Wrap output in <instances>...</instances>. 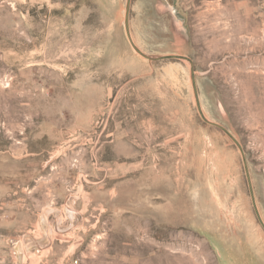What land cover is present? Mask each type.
Returning <instances> with one entry per match:
<instances>
[{"label":"rangeland","instance_id":"374dc122","mask_svg":"<svg viewBox=\"0 0 264 264\" xmlns=\"http://www.w3.org/2000/svg\"><path fill=\"white\" fill-rule=\"evenodd\" d=\"M126 1L0 0V264H264L237 147ZM129 28L192 61L264 223V0H131Z\"/></svg>","mask_w":264,"mask_h":264},{"label":"water","instance_id":"95a60500","mask_svg":"<svg viewBox=\"0 0 264 264\" xmlns=\"http://www.w3.org/2000/svg\"><path fill=\"white\" fill-rule=\"evenodd\" d=\"M130 4H131V0H127L126 1V8H125V18H124V27H125V32L128 38L129 43L131 44V46L133 47V49L143 58L149 60V61H160V60H179V61H184L187 62L190 66L191 69V84H192V90H193V95H194V99H195V103H196V107H197V111L200 115V117L202 118V120L212 126L215 127L217 129H219L221 132H223L233 143L234 145L237 147L240 156H241V161H242V165H243V169L245 172V176H246V181H247V186H248V190H249V195H250V199H251V204L253 207V211L255 214V217L259 223V225L262 227V229L264 230V223L261 219V216L259 214L258 208H257V204H256V200H255V196H254V191H253V187L251 184V179H250V174H249V170H248V164H247V160H246V156H245V151L242 148L241 144L235 139V137L223 126L211 122L209 120H207L205 118V116L203 115L202 109H201V104L199 101V95H198V90H197V86H196V81H195V77H194V71H193V63L192 61L185 57V56H179V55H171V56H162V57H154V56H150L145 54L144 52L140 51L135 44L132 41L131 38V33H130V28H129V13H130Z\"/></svg>","mask_w":264,"mask_h":264},{"label":"crops","instance_id":"0c3cea01","mask_svg":"<svg viewBox=\"0 0 264 264\" xmlns=\"http://www.w3.org/2000/svg\"><path fill=\"white\" fill-rule=\"evenodd\" d=\"M84 92H85V94H89V95H91L92 93H95L96 92V89L94 88V86H90V87H87V88H85L84 90H83ZM21 159H19V160H23L22 159V157H20ZM47 237V236H46ZM42 239H40V238H36L35 239V237L34 236H30V235H27L26 236V239L24 240V243L25 244H27V245H29V246H32V247H24V248H26V249H30V250H40L38 247H40V245H42L43 243L45 244H48V245H46L45 246V248H43L42 250H44V249H46V248H48L49 247V245H51V242H50V239L47 237V239L45 238V237H41ZM48 242V243H47ZM33 246H35V247H33ZM21 247V246H20ZM38 248V249H37ZM17 250H19L20 251V248L19 247H17ZM19 253V255H18V257L20 256V252H18Z\"/></svg>","mask_w":264,"mask_h":264}]
</instances>
